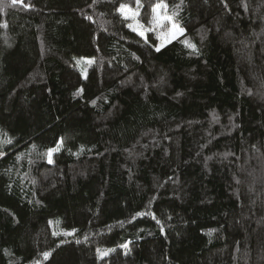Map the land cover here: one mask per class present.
Masks as SVG:
<instances>
[{
  "label": "trees",
  "instance_id": "1",
  "mask_svg": "<svg viewBox=\"0 0 264 264\" xmlns=\"http://www.w3.org/2000/svg\"><path fill=\"white\" fill-rule=\"evenodd\" d=\"M10 2L0 264H264V0H164L185 33L160 51L135 0Z\"/></svg>",
  "mask_w": 264,
  "mask_h": 264
},
{
  "label": "snow or ice",
  "instance_id": "2",
  "mask_svg": "<svg viewBox=\"0 0 264 264\" xmlns=\"http://www.w3.org/2000/svg\"><path fill=\"white\" fill-rule=\"evenodd\" d=\"M95 3V0H93ZM181 3H183V0H181ZM17 4H21L25 8H30V4L24 3V0H11L9 6H16ZM177 8L180 7V5H176ZM143 8V4L141 0H135V8L131 4L121 3L117 11L121 13L123 19H131L135 21L134 24H128L127 27L131 30L135 31L140 35L141 37H144L145 40H147L146 33L147 32H157L158 37L161 40V43L155 47L156 51H160L161 48L165 46L166 43H171V41L176 40L179 36L184 35L185 29L180 25L178 20V12L173 11L171 14L168 12V5L164 2V0H158L157 3L152 5L151 7V17L149 19V26L145 27L143 23L140 22L139 17L141 14V9ZM88 19H91V17H88ZM4 27H7V24L5 23L3 25ZM183 43L191 48L193 51H196V45L193 43H190L189 41L185 40ZM134 55V54H133ZM86 58H80V60H77V64L81 63ZM138 59V57H137ZM87 63L91 64L94 63L93 59H88ZM83 89H78L77 92L74 95H79ZM93 104H95V101H92ZM4 143H11L10 139H7L4 141ZM63 143V138L58 142L59 144ZM35 147V145H33ZM59 151V146L56 148H50L48 149L46 155L48 157V162L52 163V155L54 152ZM0 155H3V153H0ZM19 159V157H17ZM142 215V213H136L135 216L132 217V220H135L137 216ZM153 218H155L153 214ZM49 223H52L49 221ZM159 223V221H157ZM75 229L72 230V232H66L65 235H73L75 233ZM53 235H58V233H53ZM87 239V237H85ZM79 243V241H77ZM122 248L128 250V244L125 243L121 245ZM99 252V249L97 250ZM108 251H115V249H110ZM51 255V252L45 251L42 253V256L45 260H47ZM108 252H100V256L104 257L107 256ZM35 264H41L39 260L35 262Z\"/></svg>",
  "mask_w": 264,
  "mask_h": 264
},
{
  "label": "rangeland",
  "instance_id": "3",
  "mask_svg": "<svg viewBox=\"0 0 264 264\" xmlns=\"http://www.w3.org/2000/svg\"><path fill=\"white\" fill-rule=\"evenodd\" d=\"M130 20H131V19H130ZM135 23H136L135 21L131 20V24H134V25H135ZM179 37H181V36H179ZM179 37H178V38H179ZM166 44H168V43H166ZM166 44H165V45H166ZM81 70H83V69L81 68ZM83 71H84V70H83ZM2 156H3V155H0V157H2Z\"/></svg>",
  "mask_w": 264,
  "mask_h": 264
}]
</instances>
